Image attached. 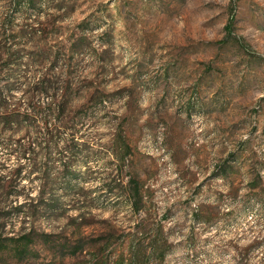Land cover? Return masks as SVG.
<instances>
[{"label": "rangeland", "instance_id": "1", "mask_svg": "<svg viewBox=\"0 0 264 264\" xmlns=\"http://www.w3.org/2000/svg\"><path fill=\"white\" fill-rule=\"evenodd\" d=\"M148 242L264 264V0H0V264Z\"/></svg>", "mask_w": 264, "mask_h": 264}, {"label": "trees", "instance_id": "2", "mask_svg": "<svg viewBox=\"0 0 264 264\" xmlns=\"http://www.w3.org/2000/svg\"><path fill=\"white\" fill-rule=\"evenodd\" d=\"M60 103H61V105L59 104V106H57L56 110L61 116H66V118H67L68 115H69L68 111L65 112L67 110V106H68V105H66L67 100H62V102H60ZM69 121H72V117H70L68 119V121H66V122H69ZM70 129H72V128H69V130ZM69 134H72V133H69ZM123 147H124V145H123ZM130 183L132 185L131 195L134 198V196H138V186L132 180H130ZM136 202H132L131 203L134 206V208H133L134 210L138 209V207H137L138 203H136ZM149 244L151 246H150V251L148 253L146 251H144V249H136L135 251H133V248H132V246L130 244L129 245V253L131 255V260L129 261V264H146L147 263V259H148V255L154 251L153 244L151 242ZM145 254H148V255L146 256ZM162 257H163V252L160 253V258H162Z\"/></svg>", "mask_w": 264, "mask_h": 264}]
</instances>
